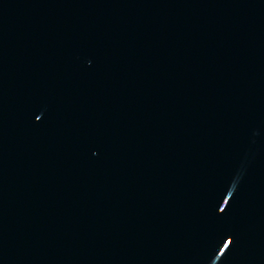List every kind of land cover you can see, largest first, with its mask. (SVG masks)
I'll use <instances>...</instances> for the list:
<instances>
[{
  "label": "water",
  "instance_id": "1",
  "mask_svg": "<svg viewBox=\"0 0 264 264\" xmlns=\"http://www.w3.org/2000/svg\"><path fill=\"white\" fill-rule=\"evenodd\" d=\"M0 264H264V0H0Z\"/></svg>",
  "mask_w": 264,
  "mask_h": 264
}]
</instances>
